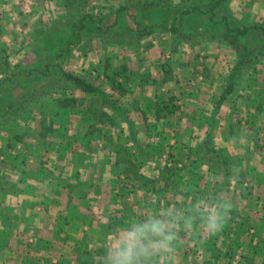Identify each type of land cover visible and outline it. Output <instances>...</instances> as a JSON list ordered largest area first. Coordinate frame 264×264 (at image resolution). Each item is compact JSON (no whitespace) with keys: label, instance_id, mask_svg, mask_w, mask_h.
Segmentation results:
<instances>
[{"label":"rangeland","instance_id":"1","mask_svg":"<svg viewBox=\"0 0 264 264\" xmlns=\"http://www.w3.org/2000/svg\"><path fill=\"white\" fill-rule=\"evenodd\" d=\"M118 1L91 0L89 8L94 13H101L104 7ZM229 9L247 23L264 18V0H229L224 10ZM63 13L62 0H0V78L8 75L12 65L19 60L24 67L39 63V53L46 40L43 26L46 25L37 24H46L50 18ZM128 26L135 29L134 25ZM40 28L41 34L38 33ZM59 30L51 32L49 37L57 35ZM98 37L94 33L86 35L82 50L68 57V70L85 76L99 87L93 93L76 91L77 105L70 107V114H75L77 107H81L83 114L90 113L93 118L97 116L94 122H100L99 133L106 136L111 144L123 142V134L119 130L120 122L124 121L115 116L112 121H104L101 115L104 111L112 115L124 114L129 124L134 125L135 136L145 139L144 144L151 153L146 162H149L155 176L164 181L170 168L168 181L178 183L169 188L170 193L180 195L175 198L177 202L178 199L184 200L177 207L192 204L208 211L203 201L219 195V199L228 200L233 205L229 211L231 215L239 216L238 213L246 212L251 215L253 209L257 213L263 212L264 204L259 206V203L264 202V61L237 83L234 91L216 110L215 103L235 61V53L229 46L215 42H183L170 34H155L142 39L141 46L132 51L122 46L110 47ZM168 102L176 106L174 113L166 114L164 109L160 110L159 113L165 116L157 119L156 107ZM8 103L10 100L2 103L1 113L6 112ZM35 108L33 113L36 114L29 121V129L37 124L33 120L41 116L38 112H42V108L49 115L53 111L47 110L50 108L45 102ZM57 117L64 118L65 115ZM60 123L58 126L65 125V131L67 125ZM19 126L13 121L0 129V181H17L18 169L12 170L10 149ZM209 128L217 147L229 156L238 154L243 157L240 173L228 184L219 180L216 171H208L194 163V152ZM127 132L130 134L131 128ZM155 135L159 139L154 144L152 137ZM149 166L133 167L132 174L143 173L149 181L152 178L147 176L152 172ZM252 181L258 184L253 182L251 185ZM6 185L0 183V188H8ZM188 187L192 192L184 194L181 189ZM254 199L260 201L258 205L254 204ZM237 221L228 216L224 228L229 232L230 225ZM260 226L264 229L262 219L247 228L243 226V230L236 229L235 233L241 237L245 232L248 241L258 239L263 244ZM225 237L230 239L229 234ZM255 252L264 255L263 251ZM24 260L34 259H26L22 253L13 255L7 243L0 241V264H22Z\"/></svg>","mask_w":264,"mask_h":264},{"label":"crops","instance_id":"2","mask_svg":"<svg viewBox=\"0 0 264 264\" xmlns=\"http://www.w3.org/2000/svg\"><path fill=\"white\" fill-rule=\"evenodd\" d=\"M76 102L70 107L77 105ZM70 107L64 118L57 117L64 114L48 117L53 118V123L44 138L38 139L41 122L47 120L41 115L33 120L37 124L25 130L20 140L11 141L12 170L18 169V175L17 181H5L8 188H0V241L7 243L13 255L22 253L26 259H34L24 260L22 264H97L103 250L112 244L116 232L125 225V221L113 220L123 214V201L133 207L132 219L150 214L151 207L159 211L185 207L184 203L177 207L184 201L175 202L180 195H172L169 188L159 190L160 181L149 162L140 166H149L152 172L147 176L155 181H147L143 173L128 171L126 156L122 157L116 149L117 143L128 148L131 144L127 132L129 119L124 114L104 111L101 115L104 121H112L114 116L124 121L120 122L119 130L123 142L111 144L106 136L100 135V122H94L97 116L83 114L81 107L70 114ZM60 122L67 125L65 131L58 126ZM158 139L156 135L152 137L153 143ZM138 140L148 150L145 139ZM253 182L258 184L252 181L251 185ZM145 186L148 191L143 193ZM122 187L134 189L135 194L130 192L126 198H119ZM218 199L219 195L213 201ZM254 201L257 205L260 202ZM261 203L264 204L261 201L259 206ZM250 213L234 216L228 212L227 217L238 219V223L230 225L229 232L223 228L214 235L198 225L178 227L174 256L171 261L161 260L160 264H264V255L254 252L258 249L264 253V243H259L258 239L248 241L245 232L241 237L235 233L236 229L247 228L256 220L264 222V210L258 214L253 209ZM263 231L261 227L264 236ZM227 234L230 239L225 237Z\"/></svg>","mask_w":264,"mask_h":264},{"label":"trees","instance_id":"3","mask_svg":"<svg viewBox=\"0 0 264 264\" xmlns=\"http://www.w3.org/2000/svg\"><path fill=\"white\" fill-rule=\"evenodd\" d=\"M90 1L62 0L64 9L62 16L52 17L46 24L40 22L37 24L46 25L43 26L46 40L39 53V63L24 67L19 60L12 65L8 75L0 78V107L4 101L10 100L6 112H0V129L13 121L20 125L12 138L20 140V137L25 135V130L30 127L29 121L34 118L33 114H36L33 113V109L39 104L45 102L50 108L47 110L53 111L50 115L43 108L42 112H38L47 119L41 122L38 139L44 138L52 128L53 118L48 119L49 116L66 115L68 108L75 104L78 100L76 91L93 93L99 90V87L85 76L66 67L68 57L82 50L84 37L88 34H96L110 47L122 46L132 51H136L141 46L142 39L155 34H170L183 42H215L229 46L235 53V61L229 69L227 81L215 103L216 110L227 100L237 83L242 78L248 77L264 61V18L250 23L242 21L235 12L230 9L224 10L229 0H119L115 5L104 7L101 13L90 10ZM128 25H134L135 29L133 27L131 30ZM123 28L125 31H122ZM56 29H60L58 34L50 38L51 32ZM41 30L40 28L39 34L42 33ZM175 108L176 106L171 102L158 105L156 118L165 116L159 113L160 110L164 109L166 114H172ZM129 123L128 121L127 128H131L128 137L130 148L117 143L116 149L121 152L122 157H127H125L128 162L127 169L133 173V167L138 168L145 163L151 153L137 139L134 125ZM40 142L44 143L45 139ZM194 155V163L204 166L208 171H216L223 184H228L232 177L240 173L243 157L238 154L229 156L217 147L212 138L211 128L198 143ZM167 171L168 175L164 181L158 179L161 192L163 188L167 189L178 184L176 181H168L171 175L170 168ZM129 179L128 176V181ZM0 183L6 184L5 181ZM192 185L196 186V184ZM181 190L185 191L184 194L192 192L191 187ZM142 191L146 193L147 187L145 186ZM130 192L135 194L134 189L122 187L118 196L126 198ZM164 202L167 205L168 202ZM203 202L208 205L214 203L213 198H206ZM122 204L123 214L114 217L113 220H121L122 223L125 221L126 224L132 219L134 209L127 201H123ZM192 206L194 205L190 204L183 209ZM149 211L155 212L159 209L151 207Z\"/></svg>","mask_w":264,"mask_h":264},{"label":"clouds","instance_id":"4","mask_svg":"<svg viewBox=\"0 0 264 264\" xmlns=\"http://www.w3.org/2000/svg\"><path fill=\"white\" fill-rule=\"evenodd\" d=\"M233 205L225 199L209 204L208 211L192 206L164 209L134 218L115 234L112 244L103 250L100 264H160L171 261L176 247L178 227H202L209 235L223 230Z\"/></svg>","mask_w":264,"mask_h":264}]
</instances>
